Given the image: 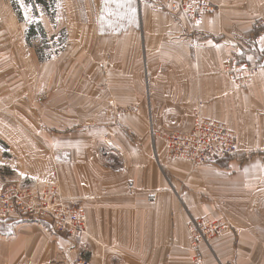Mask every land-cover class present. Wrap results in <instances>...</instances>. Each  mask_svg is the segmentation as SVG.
Here are the masks:
<instances>
[{
	"label": "crops",
	"instance_id": "0c3cea01",
	"mask_svg": "<svg viewBox=\"0 0 264 264\" xmlns=\"http://www.w3.org/2000/svg\"><path fill=\"white\" fill-rule=\"evenodd\" d=\"M154 1H57L70 70L63 78L79 92L77 102L47 103V111L110 113L96 124L109 126V137L86 142L107 151L109 144L112 155L91 152L95 160L62 163L52 175L84 209L87 236L69 239L44 219L9 212L0 221V264H72L83 246L92 264H194L198 251L204 264L264 262V35L254 28L264 22V0H212L216 11L194 29L154 9ZM39 17L53 32L45 13ZM7 21L0 20V110L23 128L24 117L40 110L31 100L48 79L34 76L18 28ZM229 55L259 67L246 87L222 72ZM194 115L231 130L237 153L198 167L168 160L162 137L189 130ZM197 219L222 230L193 246Z\"/></svg>",
	"mask_w": 264,
	"mask_h": 264
},
{
	"label": "rangeland",
	"instance_id": "374dc122",
	"mask_svg": "<svg viewBox=\"0 0 264 264\" xmlns=\"http://www.w3.org/2000/svg\"><path fill=\"white\" fill-rule=\"evenodd\" d=\"M13 5H16V11L20 15L21 20L18 19ZM59 6L57 4L55 7H49V13L47 12L48 14H46L42 8L28 5L25 0H0V20H8V24H10L9 20H12L16 24L18 28L17 40L21 42L23 51L32 58L36 71L34 76L38 73L40 79H48V82L43 81V85L38 89L39 91H36L37 102H34L33 99L31 100L32 103L38 104L40 110H34L31 115L29 112L27 113V110H22L21 114L23 116H31L29 118L24 117L23 128L20 125V121L16 122L17 120H14L10 114L0 110V184H2L0 185V207L3 200L8 197V201L14 208L10 212L19 214V218L26 220L35 219L37 221L44 219L54 234L78 240L88 235L85 211L78 201L67 199L62 195L58 189V187L61 189L62 183L56 176L52 175L55 174L56 169L62 163H70L75 166L74 163H78V158L80 157L95 160L91 152L97 154L98 157H100L99 154L104 157L112 155L108 154L110 151L109 144L106 145L107 151L101 148L103 147L101 144L96 145L94 149H90L91 145L86 142L87 139L93 136L109 137L110 127L105 124L97 126L101 125L97 121L107 123L110 113L86 112L83 116H79V113H76L75 115L71 114L69 118H63L60 117V114L53 112V108H51V111H47V103L77 102L73 95L79 92L78 87L70 88L67 86L68 81L63 78L64 73L68 75L70 70L68 66L64 68L62 61L63 51L66 49V38L61 28V7ZM34 9L36 16L33 14ZM39 13H45V17L50 20V30L52 29L53 32L44 31L45 27L39 17ZM30 24L41 25L45 39H42L39 32H37L36 39H32L27 43L26 32ZM261 24L263 23L261 22ZM47 57L51 58L49 62H45L47 60L43 59ZM27 76L31 78L32 75L27 74ZM24 99L29 98L24 97ZM26 103L30 104L29 100H24V104ZM100 115L109 116L104 120L103 116ZM12 124H16L20 128L21 138L15 135L17 132ZM174 131L176 130L168 131L162 137L166 148V156L170 161L182 162L179 159L172 158L170 154L171 142L176 141L175 137L179 135ZM198 131V137L200 138L207 133V130L203 127ZM80 151H83L85 156L78 155ZM115 152L117 154L116 158L123 164L125 157L118 150H115ZM235 154L218 160L224 161ZM188 164L192 167L200 166L192 165L190 162ZM14 195L19 199L17 203L21 202L22 207L25 208L23 210L25 213L15 207L14 200L16 198H12ZM151 195L154 194L152 193ZM58 199H61L65 204H77L81 207L85 215L86 230L84 234L79 236L66 235L54 230L53 223L50 222L54 217L52 214L54 210L50 208L44 211L42 209L44 205L49 207L56 204ZM57 208L55 205V211ZM8 215L7 211H2L0 213V221L9 218ZM192 242L196 246L199 244L198 241L194 242L193 240ZM202 242L203 244L206 243L205 240ZM89 253L87 246H83L80 249L78 258L72 264H92L89 259Z\"/></svg>",
	"mask_w": 264,
	"mask_h": 264
},
{
	"label": "built area",
	"instance_id": "2783aa9c",
	"mask_svg": "<svg viewBox=\"0 0 264 264\" xmlns=\"http://www.w3.org/2000/svg\"><path fill=\"white\" fill-rule=\"evenodd\" d=\"M156 1H164L177 6L180 10H189L195 13L208 8L207 0H155L154 2ZM193 8L195 11H192ZM262 23L264 24V22ZM261 28L263 27H259L256 24L255 30L258 35H264L262 34L263 32L260 31ZM189 34L194 39L197 37L196 33ZM224 71L235 86L244 87L256 76L258 67L246 62H240L237 58L229 56L225 59ZM197 121L200 123V126L196 128L194 125L190 134L184 135L178 133L179 135L175 137L176 139L181 136L186 145L179 146L176 141L171 142L170 154L172 158H175L174 154H177L179 158H185L192 165L201 166L205 165L204 163H211L236 153L237 146L235 135L231 130L224 128L220 123H212L211 125L207 121ZM202 127L207 130V133L200 138L198 137V130ZM129 187H132V185L130 184ZM12 198H16V200H14L15 207L22 213H25V211H23L25 208L22 207L21 202L17 203V200H19L17 196L14 195ZM148 200L150 202L155 201V195H149ZM55 205L58 207L56 211ZM50 208L55 211V213L54 211L52 213L54 217L50 222L53 223L56 232L76 236L85 233V215L79 205L65 204L61 199H58L56 204L49 207L44 205L42 210L47 211ZM0 209V213H2V211H7L9 213L14 209L12 204L8 201V197L3 200ZM48 212L51 213L50 211ZM43 215H45V213H43ZM221 228L222 226L219 223L215 224L204 220H192L190 222V229L194 242H199L201 240L206 241L208 235L212 237L214 233L220 232V230H222ZM204 237L205 239H203ZM192 244L196 246L195 243ZM194 264H204V260L199 251L194 259ZM261 264H264V262Z\"/></svg>",
	"mask_w": 264,
	"mask_h": 264
},
{
	"label": "bare ground",
	"instance_id": "6f19581e",
	"mask_svg": "<svg viewBox=\"0 0 264 264\" xmlns=\"http://www.w3.org/2000/svg\"><path fill=\"white\" fill-rule=\"evenodd\" d=\"M208 1V8L206 10H203V11H199V12H190L189 10L188 11H183V10H180L177 6L173 5V4H169L167 2H164V1H156L153 3V8L156 9V10H159V11H163V12H166L168 13L176 22H180V23H183L186 25V27H188V29H194L195 27H197L203 17L205 16H208V15H211L213 14L216 9H217V6L215 4H213L212 0H207ZM192 11H195V9L193 8ZM256 24L259 26V27H263L260 29V31H262L264 34V25L261 24V22H256L254 24V28H256ZM229 56H233L235 58H237L240 62H246V63H249L247 61H242L241 59H239L238 57H236L235 55H229ZM227 56V57H229ZM226 57V58H227ZM225 58V59H226ZM249 64H253V65H256L254 63H249ZM224 66H225V61H224ZM257 66V65H256ZM258 67V66H257ZM258 70H259V67H258ZM225 74V71H224V67H223V71H222ZM258 73V72H257ZM257 75V74H256ZM227 76V75H226ZM228 77V76H227ZM229 78V77H228ZM254 78V77H253ZM252 78V79H253ZM230 80V79H229ZM232 83V82H231ZM233 84V83H232ZM234 85V84H233ZM235 86V85H234ZM237 87V86H236ZM246 87V86H244ZM240 88H243V87H240ZM197 120H201V121H207L209 124L212 125V123H217L215 121H212V120H209V119H205V118H202L201 116L199 115H194L193 118H192V123H191V127L189 128V130H185V131H174L175 133H180V134H184V135H187V134H190L192 132V129L195 125V127H199L200 126V123L197 121ZM197 121V122H196ZM201 123H204V122H201ZM219 124V123H218ZM223 126V125H222ZM224 127V126H223ZM225 128V127H224ZM176 143L179 145V146H184L186 145L181 136L176 138ZM174 159H179L180 161H184V162H187L188 161L185 159V158H179V156L177 154H174ZM222 229V228H221Z\"/></svg>",
	"mask_w": 264,
	"mask_h": 264
},
{
	"label": "trees",
	"instance_id": "16d2710c",
	"mask_svg": "<svg viewBox=\"0 0 264 264\" xmlns=\"http://www.w3.org/2000/svg\"><path fill=\"white\" fill-rule=\"evenodd\" d=\"M57 1L58 0H25V2L28 5H31V6L33 5L34 7L38 6V7L42 8L46 14L49 13V9H50L49 7H55L57 5ZM13 7H14V11L17 13L16 5H13ZM33 14H34V16H36L35 9H34V13ZM17 16H18V19L21 20V17H20V15L18 13H17ZM37 32H39V34H40L42 39H45L44 31H43L41 25H39V24L38 25L30 24L29 27H28V30L26 32V41H27V43H29L32 39H36ZM43 59L49 60L51 58L47 57V58H43ZM45 60H42V61H45Z\"/></svg>",
	"mask_w": 264,
	"mask_h": 264
}]
</instances>
